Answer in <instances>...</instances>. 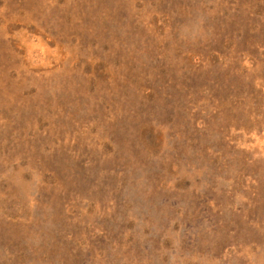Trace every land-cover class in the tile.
<instances>
[{
  "label": "rangeland",
  "instance_id": "374dc122",
  "mask_svg": "<svg viewBox=\"0 0 264 264\" xmlns=\"http://www.w3.org/2000/svg\"><path fill=\"white\" fill-rule=\"evenodd\" d=\"M0 264H264V0H0Z\"/></svg>",
  "mask_w": 264,
  "mask_h": 264
}]
</instances>
